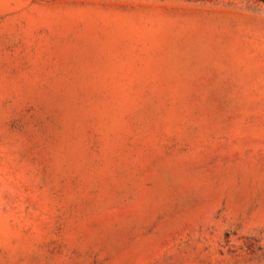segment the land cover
Here are the masks:
<instances>
[{
    "label": "rangeland",
    "instance_id": "obj_1",
    "mask_svg": "<svg viewBox=\"0 0 264 264\" xmlns=\"http://www.w3.org/2000/svg\"><path fill=\"white\" fill-rule=\"evenodd\" d=\"M0 264H264V0H0Z\"/></svg>",
    "mask_w": 264,
    "mask_h": 264
}]
</instances>
